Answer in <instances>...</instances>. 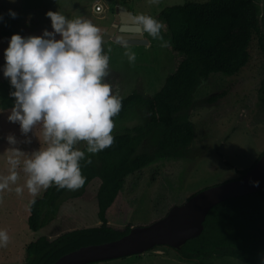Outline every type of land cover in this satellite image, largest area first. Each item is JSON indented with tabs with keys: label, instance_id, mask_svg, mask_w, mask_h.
Masks as SVG:
<instances>
[{
	"label": "rangeland",
	"instance_id": "rangeland-1",
	"mask_svg": "<svg viewBox=\"0 0 264 264\" xmlns=\"http://www.w3.org/2000/svg\"><path fill=\"white\" fill-rule=\"evenodd\" d=\"M97 0H0V14L7 18L0 21V59L4 61V50L8 40L15 33L41 35L45 28L51 30L48 10L65 14L69 18L84 16L99 27L100 33L109 25L116 7L114 1L126 2L135 15H157L167 6L183 4L186 1L208 0H100L105 10L94 11ZM262 41L256 36L250 46V61L242 71L232 77L212 74L201 80L194 95V106L188 112L196 136L192 144L180 157L156 158L141 170L126 177L123 189L107 212L110 226L124 230L127 226L148 225L164 217L170 208L182 204L199 191L238 179L243 170L249 169L264 151V103L261 102L260 87L264 80V0H257ZM14 9L15 19L8 15ZM109 30V29H108ZM150 41L145 45H129L136 53V60L130 63L124 55V48L115 41L104 44L109 56V71L106 80L120 97H127L133 91L154 95L173 71V58L160 41L143 33ZM163 35V34H162ZM9 79L3 76L0 65V175H7L9 165L6 151L17 147L24 152L17 168V184L0 192V228L10 236L7 247L0 248V264H24L26 246L41 236L54 240L61 234L98 223L97 191L100 179L95 178L81 195H68L61 204L59 215L46 227L33 232L28 227L29 204L41 196L42 189L33 197L24 189L18 196L14 189L23 185L26 174L22 170L23 160L37 150L42 138L39 125L27 134L21 133L19 123L9 122L7 115L14 99L9 96ZM142 123L139 117L126 119L115 124L113 135ZM14 135L16 145H9L6 137ZM78 148L86 147L84 142ZM140 151L151 150L149 142L141 145ZM95 264H246L234 257H213L206 260L187 261L168 246H156L141 254Z\"/></svg>",
	"mask_w": 264,
	"mask_h": 264
},
{
	"label": "trees",
	"instance_id": "trees-1",
	"mask_svg": "<svg viewBox=\"0 0 264 264\" xmlns=\"http://www.w3.org/2000/svg\"><path fill=\"white\" fill-rule=\"evenodd\" d=\"M154 18L165 25L162 34L169 41L166 48L173 58V71L154 95L133 91L121 98V111L113 118L115 124L136 117L142 123L114 134L110 147L90 154L91 164L81 161L86 177L83 187L68 190L52 186L34 198L35 203L29 204L28 227L38 232L58 217L68 195H81L92 180L99 178L96 197L100 224L65 232L54 240L39 237L27 244L24 264H52L82 246L109 242L127 234L132 226L115 229L107 216L126 177L156 158L183 155L196 136L188 112L194 106L201 80L212 74L238 75L250 61L249 49L254 38L257 36L262 41L257 0L186 1L163 8ZM260 95L264 103V80ZM146 142L151 150L140 151ZM176 251L187 261L234 257L246 264H261L264 190L230 198L212 207L201 235Z\"/></svg>",
	"mask_w": 264,
	"mask_h": 264
},
{
	"label": "clouds",
	"instance_id": "clouds-1",
	"mask_svg": "<svg viewBox=\"0 0 264 264\" xmlns=\"http://www.w3.org/2000/svg\"><path fill=\"white\" fill-rule=\"evenodd\" d=\"M8 15L15 19L18 13L9 9ZM46 16L50 18L51 30L45 28L41 35L15 33L4 50L3 76L9 79L13 89L9 96L14 99L7 119L19 123L26 143H31L27 134L35 126L42 129L40 148L23 160L26 179L14 189L18 196L23 195L25 188L36 197L42 189L52 186L68 190L83 187L86 177L81 161L91 164L90 154L113 144V118L122 108L121 98L106 80L109 56L99 27L84 16L69 18L59 10H48ZM3 19L0 14V21ZM135 19L142 33L159 40L163 48L169 46L162 35L165 25L161 21L147 14ZM122 47L128 61L134 63L136 53L128 42L124 41ZM3 111L0 108V114ZM6 140L9 145L17 144L14 135H8ZM80 142L86 144L84 150L77 147ZM6 154L10 167L7 175H0V192L17 184V168L24 152L11 147ZM258 184L254 181L255 186ZM9 241L8 231L0 228V248L7 247Z\"/></svg>",
	"mask_w": 264,
	"mask_h": 264
},
{
	"label": "water",
	"instance_id": "water-1",
	"mask_svg": "<svg viewBox=\"0 0 264 264\" xmlns=\"http://www.w3.org/2000/svg\"><path fill=\"white\" fill-rule=\"evenodd\" d=\"M126 6L118 5L114 22L103 43L112 36L130 43L147 44L140 24ZM254 181H259L258 186ZM264 190V153L240 178L199 191L182 204L173 205L168 213L148 225H138L119 239L82 246L62 255L52 264H92L152 250L156 246L180 249L188 240L201 235L204 221L212 207L220 202Z\"/></svg>",
	"mask_w": 264,
	"mask_h": 264
},
{
	"label": "crops",
	"instance_id": "crops-1",
	"mask_svg": "<svg viewBox=\"0 0 264 264\" xmlns=\"http://www.w3.org/2000/svg\"><path fill=\"white\" fill-rule=\"evenodd\" d=\"M101 2L100 0H97V1H95V2ZM103 4V3H102ZM114 5V7H117L118 5H124V6H126V8L130 11V9H129V7H128V5H127V3L125 2V3H120L119 1H114V3H113ZM103 6H104V10H105V5L103 4ZM4 14H7V12L6 13H4ZM3 14V15H4ZM4 18H7L6 16H4ZM114 22V14H113V18H112V20L110 21V23H109V25L101 32V36H104L105 34H107V32H108V29L111 27V25H112V23ZM144 38L147 40V44L145 45L146 47H148L149 46V44H150V41L148 40V38L144 35ZM115 41L116 43H119V44H121L122 45V43L124 42V41H122L120 38H117L116 36H112L111 38H109V40L108 41ZM105 44V43H104ZM128 45H143V44H138V43H130V42H128ZM2 60V58L0 59V65H3L4 63H5V61H1ZM38 130H39V132H40V135L42 136V129L40 128V126H38V128H37ZM42 139V138H41ZM40 146H41V140H39V143H38V146H37V149H39L40 148ZM98 223H100V221L98 220ZM99 224H97L96 226H98Z\"/></svg>",
	"mask_w": 264,
	"mask_h": 264
},
{
	"label": "built area",
	"instance_id": "built-area-1",
	"mask_svg": "<svg viewBox=\"0 0 264 264\" xmlns=\"http://www.w3.org/2000/svg\"><path fill=\"white\" fill-rule=\"evenodd\" d=\"M94 11L97 13V14H100L104 11V6L102 4V2H96L95 3V6H94Z\"/></svg>",
	"mask_w": 264,
	"mask_h": 264
},
{
	"label": "flooded vegetation",
	"instance_id": "flooded-vegetation-1",
	"mask_svg": "<svg viewBox=\"0 0 264 264\" xmlns=\"http://www.w3.org/2000/svg\"><path fill=\"white\" fill-rule=\"evenodd\" d=\"M174 250H176V249H174ZM120 259V258H119ZM114 260H117V259H114ZM109 261H112V260H109ZM97 263H99V262H97ZM95 264V263H94Z\"/></svg>",
	"mask_w": 264,
	"mask_h": 264
}]
</instances>
